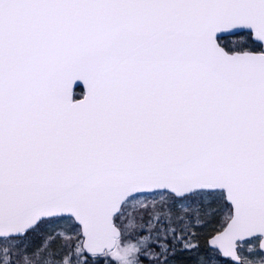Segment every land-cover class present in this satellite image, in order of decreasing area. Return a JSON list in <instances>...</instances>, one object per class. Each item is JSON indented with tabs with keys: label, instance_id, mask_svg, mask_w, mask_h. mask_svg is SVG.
<instances>
[{
	"label": "snow or ice",
	"instance_id": "6c2138e0",
	"mask_svg": "<svg viewBox=\"0 0 264 264\" xmlns=\"http://www.w3.org/2000/svg\"><path fill=\"white\" fill-rule=\"evenodd\" d=\"M0 264H264V0H0Z\"/></svg>",
	"mask_w": 264,
	"mask_h": 264
}]
</instances>
